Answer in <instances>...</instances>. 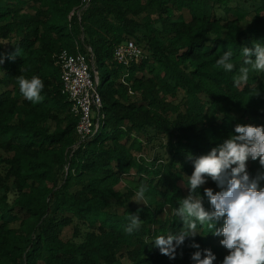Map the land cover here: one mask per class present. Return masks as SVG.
<instances>
[{
  "label": "trees",
  "instance_id": "16d2710c",
  "mask_svg": "<svg viewBox=\"0 0 264 264\" xmlns=\"http://www.w3.org/2000/svg\"><path fill=\"white\" fill-rule=\"evenodd\" d=\"M259 1L0 0V264H196L206 249L222 264L229 252L207 224L174 259L153 244L183 227L175 212L190 194L188 155L208 154L238 124L264 126V72L233 81L242 47L264 45ZM130 40L143 56L125 66L115 49ZM63 49L103 69L100 127L86 138L63 91ZM226 51L232 72L216 63ZM18 75L41 78L40 102L22 96ZM246 169L264 188L259 160ZM205 179L196 191L212 211L204 189L221 188ZM138 210L140 227L127 234Z\"/></svg>",
  "mask_w": 264,
  "mask_h": 264
},
{
  "label": "clouds",
  "instance_id": "9594fccd",
  "mask_svg": "<svg viewBox=\"0 0 264 264\" xmlns=\"http://www.w3.org/2000/svg\"><path fill=\"white\" fill-rule=\"evenodd\" d=\"M232 56L231 51L224 52L216 61L217 66L225 72H232L236 69ZM242 56L244 59L238 74L233 76L236 87L247 83L250 72H264V45L253 42L252 47H242ZM0 63H3L2 59ZM17 82L20 93L28 101L38 103L43 99L41 91L44 84L38 76L29 79L18 75ZM255 95H259V92ZM234 133L206 155L196 158L188 155L194 165L186 185L190 194L181 200L175 212L183 227L179 233L157 235L154 238L153 247L158 248L160 254L174 259L176 248L186 238L198 235V224H207L214 236L223 237L220 244L229 252L222 264H264V188H259L258 179H250L246 169L249 158L253 161L258 159L260 165L264 166V126L238 124ZM205 177H210L221 188V191L215 193L211 188L204 189L212 211L205 209L196 191L206 183ZM147 192V185L141 183L136 190L134 202L147 206ZM221 218H224L223 227L215 228L214 222ZM140 224L138 210L137 214H130L124 230L132 234L139 229ZM192 247L199 248V245L194 243ZM204 251L203 258L201 252L196 251L192 259L196 264H213L215 255L211 250Z\"/></svg>",
  "mask_w": 264,
  "mask_h": 264
},
{
  "label": "built area",
  "instance_id": "2783aa9c",
  "mask_svg": "<svg viewBox=\"0 0 264 264\" xmlns=\"http://www.w3.org/2000/svg\"><path fill=\"white\" fill-rule=\"evenodd\" d=\"M89 0H82L88 3ZM143 56V49L133 40L120 44L115 49L116 60L129 66ZM57 65L61 69L63 91L72 102V111L79 116L77 131L81 138L96 133L102 107V96L98 83L93 79L90 63L85 54L71 53L63 49L57 56ZM96 120L98 122H96Z\"/></svg>",
  "mask_w": 264,
  "mask_h": 264
},
{
  "label": "rangeland",
  "instance_id": "374dc122",
  "mask_svg": "<svg viewBox=\"0 0 264 264\" xmlns=\"http://www.w3.org/2000/svg\"><path fill=\"white\" fill-rule=\"evenodd\" d=\"M242 3H244L246 6L253 8L256 7L257 5H259L260 1L259 0H240ZM91 72L93 75V79L98 83L99 85V91L101 90L102 87V73H103V69L102 68H94L93 66L91 67ZM151 155H153V153L151 152ZM152 157V156H151ZM134 204L136 206H140L143 207V204H137L134 202ZM145 209V208H144ZM150 211V210H149Z\"/></svg>",
  "mask_w": 264,
  "mask_h": 264
}]
</instances>
